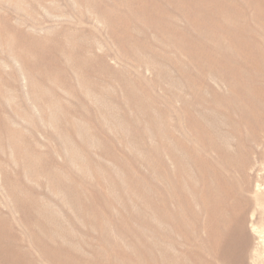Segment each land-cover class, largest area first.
Returning a JSON list of instances; mask_svg holds the SVG:
<instances>
[{
  "label": "rangeland",
  "instance_id": "rangeland-1",
  "mask_svg": "<svg viewBox=\"0 0 264 264\" xmlns=\"http://www.w3.org/2000/svg\"><path fill=\"white\" fill-rule=\"evenodd\" d=\"M248 1L0 0V225L11 242L28 249L37 264H48L38 248L49 241L81 254L88 264H112L113 242L129 243L131 252L136 245L134 252L148 239L150 199L175 218L176 195L158 198L166 188L176 192V183L188 181V188L191 180L195 188L202 174L216 177L232 194L225 202L244 219L238 229L247 236L245 264H261L264 110L252 107L256 121L244 117L237 87L253 71L256 92L264 95V0ZM149 6L156 11L148 13ZM226 15L230 29L219 34L227 28L220 20ZM215 38L229 49H212ZM237 155L246 158L243 168ZM185 209L188 220L179 222L178 209L175 223L176 241L184 240L176 246L178 255L184 251L187 264L195 252L206 264H228L206 241L207 215L201 229ZM51 212L53 222L47 219ZM49 229L57 239H50ZM160 232L157 248L165 239Z\"/></svg>",
  "mask_w": 264,
  "mask_h": 264
},
{
  "label": "bare ground",
  "instance_id": "bare-ground-1",
  "mask_svg": "<svg viewBox=\"0 0 264 264\" xmlns=\"http://www.w3.org/2000/svg\"><path fill=\"white\" fill-rule=\"evenodd\" d=\"M135 1V0H134ZM212 1V0H211ZM229 2V0H227ZM248 1V0H247ZM222 2V1H221ZM232 2V1H231ZM249 2V1H248ZM167 3V2H166ZM220 3V2H219ZM238 3V2H236ZM235 3V4H236ZM217 4V3H216ZM233 4V3H232ZM240 4V3H239ZM250 4V3H249ZM171 5V4H169ZM168 5V6H169ZM215 5V3H214ZM244 5V4H243ZM212 6V5H211ZM225 6V5H224ZM231 6V5H230ZM233 6V5H232ZM231 6V8H232ZM218 7V6H217ZM212 8V7H211ZM216 8V7H215ZM219 8V7H218ZM217 8V9H218ZM229 8V6H228ZM236 8V7H235ZM251 8V7H250ZM227 9V8H226ZM233 9V8H232ZM249 9V8H248ZM207 10V11H206ZM228 10V9H227ZM226 10V12H227ZM236 10V9H235ZM234 10V11H235ZM241 10V9H240ZM146 11L148 13H154L156 11V7L154 6H149L146 8ZM206 12L210 11V8L205 9ZM211 11H214L213 9H211ZM226 12H223L226 14ZM229 12V11H228ZM215 13V12H214ZM239 13V12H238ZM241 13V12H240ZM222 14V12H221ZM219 15V13H218ZM233 15V14H231ZM222 16V15H221ZM219 17V16H218ZM240 17V16H239ZM238 18V17H237ZM244 18V17H243ZM249 18V17H248ZM227 15L223 16L222 22H224V24L227 23ZM156 20V19H155ZM235 20V19H234ZM240 20V19H239ZM246 20V19H245ZM262 20V19H261ZM173 21V20H172ZM174 22V21H173ZM255 22V21H254ZM237 23V22H236ZM212 26H216L218 25V21L211 23ZM227 23V28H224L225 30L223 32H220L219 34H224L226 33L227 29H230L228 27ZM232 25H234L233 23H231ZM230 24V25H231ZM244 24V23H243ZM173 26V25H172ZM211 28V25H209ZM238 27V26H237ZM241 27V25H240ZM251 27V26H250ZM172 28V27H171ZM217 28V27H216ZM215 28V29H216ZM233 28V27H231ZM253 29V28H252ZM217 30V29H216ZM235 30V29H234ZM239 30V29H238ZM205 31V30H204ZM237 31V30H236ZM199 32V31H198ZM230 32V31H229ZM241 33V31H239ZM201 33V32H200ZM211 33V32H210ZM243 33V32H242ZM199 34V33H198ZM208 35H210L207 32ZM190 35V34H189ZM204 35V34H203ZM226 35V34H225ZM254 35V34H253ZM191 36V35H190ZM257 36V35H256ZM164 37V35H163ZM226 38V37H225ZM55 39V38H54ZM57 39H59V37H57ZM130 39V38H129ZM221 38H215L213 40H215V45L212 46V49L216 50L217 52L220 50H227L229 49V47L227 46L228 44H225L224 46L221 47V43L218 42V40H220ZM173 41V40H172ZM208 41V40H206ZM225 41V40H224ZM55 43V42H54ZM171 43V42H170ZM177 43V42H176ZM239 43V42H238ZM61 44V43H60ZM129 44V43H128ZM179 44V43H178ZM235 44V43H234ZM180 45V44H179ZM136 46V45H135ZM242 46V45H241ZM68 47V46H67ZM142 47V46H141ZM60 48V47H59ZM58 48V49H59ZM176 48V47H175ZM209 49V48H208ZM69 50V49H68ZM122 50V49H121ZM131 50V49H130ZM133 50V49H132ZM235 50V49H234ZM260 51V50H259ZM19 52V51H18ZM33 52V51H32ZM134 52V51H133ZM141 52V51H140ZM30 53V52H29ZM40 53V52H39ZM260 53V52H258ZM20 54V53H19ZM23 55V54H22ZM28 55V54H27ZM36 55V54H35ZM258 55V54H257ZM256 55V56H257ZM22 57V56H21ZM264 57V56H263ZM29 58V57H28ZM35 58V57H34ZM33 58V59H34ZM38 58V57H37ZM225 58V57H224ZM84 59V58H83ZM87 59V58H86ZM211 59V58H210ZM79 60V59H78ZM81 60V59H80ZM93 60V59H92ZM223 60V59H222ZM227 60V59H226ZM248 60V58H247ZM262 60V59H261ZM29 61V60H28ZM37 61V60H36ZM64 61V60H63ZM84 61V60H83ZM148 61V59H147ZM228 61V60H227ZM235 61V60H234ZM263 61V60H262ZM92 62V61H91ZM223 62V61H222ZM249 62V61H248ZM81 63V62H80ZM89 63V62H88ZM29 64V63H28ZM77 64V63H76ZM69 65V64H68ZM86 65H88L86 63ZM105 65V64H104ZM155 65V64H154ZM29 66V65H28ZM27 66V67H28ZM51 66V65H50ZM82 66V65H81ZM100 66V65H99ZM222 66V65H221ZM246 66V65H245ZM253 66V65H252ZM219 67V66H218ZM29 68V67H28ZM103 68V67H102ZM251 68V67H250ZM264 68V67H263ZM262 68V70H263ZM43 69V68H42ZM51 69V68H50ZM100 69V68H99ZM249 69V68H248ZM260 69V68H259ZM49 70V69H48ZM91 70V68H90ZM77 71V70H76ZM243 71V70H242ZM260 71V70H259ZM264 71V70H263ZM73 72V71H72ZM79 72V71H78ZM248 72V71H247ZM252 72H249V75H247L248 77H246V79H244V83L240 84L238 92L240 94H242L243 99L244 100L242 103H240L239 109L243 112L242 114L244 115H250L249 117H251V119H255L258 120L259 116H256L253 112H252V107L253 106H257L258 108H261L264 110V95L261 96L258 95L257 91V85L254 83V80H252ZM29 73V72H28ZM162 73V72H161ZM82 74V73H81ZM229 74V73H228ZM264 74V73H263ZM23 75V74H22ZM26 75V74H25ZM77 76V74H75ZM230 75V74H229ZM260 75V74H258ZM24 76V75H23ZM161 76V75H160ZM165 76V75H164ZM257 76V75H256ZM30 77V76H29ZM32 77V76H31ZM38 77V76H37ZM43 78V77H42ZM45 78V77H44ZM210 78V77H209ZM218 78V77H217ZM24 79V77H23ZM41 79V78H40ZM47 79V78H46ZM54 79V78H53ZM56 79V77H55ZM174 79V78H173ZM216 79V78H215ZM262 79V78H261ZM45 80V79H44ZM171 80V79H170ZM227 80V79H226ZM225 80V81H226ZM230 80V79H229ZM232 80V79H231ZM259 80V79H258ZM264 80V79H263ZM43 81V80H42ZM223 79L220 82V85L222 83ZM243 81V80H242ZM29 82V81H28ZM51 82V80H50ZM239 83V82H238ZM41 84V83H40ZM39 84V85H40ZM46 84V83H45ZM85 84V83H84ZM191 84V83H190ZM26 85V84H25ZM207 85V84H206ZM222 85H224L222 83ZM40 87V86H38ZM45 87V86H44ZM170 87V86H169ZM234 88V92L237 93V90ZM41 89V88H40ZM40 89L38 91H40ZM45 90V89H44ZM262 90V89H261ZM6 92V91H5ZM4 92V93H5ZM27 92V91H26ZM47 92V91H45ZM32 94V93H31ZM51 94V93H50ZM260 94V93H259ZM262 94V93H261ZM8 95V94H7ZM38 96V95H37ZM36 97V96H35ZM85 97V96H84ZM226 97V96H225ZM143 98V97H142ZM201 98V97H200ZM46 99V98H45ZM51 99V98H50ZM92 99V98H91ZM147 100V99H146ZM149 100V99H148ZM230 100V99H229ZM106 101V100H105ZM137 101V100H136ZM59 102V101H58ZM57 102V103H58ZM132 102V101H131ZM134 102V101H133ZM132 102V104H133ZM148 102V101H147ZM51 103V102H50ZM55 103V102H54ZM184 103V102H183ZM8 104V102H7ZM47 104V103H46ZM53 105V104H52ZM136 105V104H135ZM138 106V105H137ZM47 107V106H46ZM60 108V107H59ZM205 108V107H204ZM134 109V108H133ZM57 110V109H56ZM55 110V111H56ZM207 110V109H206ZM210 110V109H208ZM49 111V110H48ZM218 111V110H217ZM239 112V111H238ZM6 113V112H5ZM55 114V113H54ZM148 114V113H147ZM241 114V113H240ZM257 114V113H256ZM143 115V114H142ZM244 115V117H245ZM258 115V114H257ZM261 115L264 116V114L261 112ZM27 116V114H26ZM242 116V115H241ZM227 117V116H226ZM134 118V117H133ZM159 118V116H158ZM214 118V117H213ZM1 119V118H0ZM12 119V117H11ZM10 119V120H11ZM78 119V118H76ZM146 119V118H145ZM226 119V118H225ZM261 119V118H260ZM53 120V119H52ZM136 120V119H135ZM194 120V119H193ZM209 120V119H208ZM8 121V119L6 120ZM106 121V120H105ZM138 121V120H137ZM159 121V120H158ZM111 122V121H110ZM161 122V121H159ZM165 122V121H164ZM203 122V121H202ZM253 122V121H252ZM263 122V121H262ZM67 123V122H66ZM145 123V122H144ZM221 123V122H220ZM231 123V122H230ZM75 124V123H74ZM147 124V123H146ZM145 124V125H146ZM119 125V124H118ZM171 125V124H170ZM218 125V124H217ZM251 125V124H250ZM122 126V125H121ZM164 126V125H163ZM215 126V125H214ZM230 126V125H229ZM88 127V126H87ZM148 127V126H146ZM159 127V126H158ZM83 128V127H82ZM160 128V127H159ZM165 128V127H164ZM163 128V130H164ZM81 129V128H80ZM152 129V127H151ZM233 129V128H232ZM84 130V129H83ZM126 130V129H125ZM146 130V129H145ZM148 130V128H147ZM153 130V129H152ZM151 130V131H152ZM236 130V127H235ZM256 130V129H255ZM18 131V130H17ZM154 131V130H153ZM158 131V130H157ZM161 131V130H160ZM178 131V130H177ZM199 131V130H198ZM16 132V131H15ZM14 132V133H15ZM83 135L86 137L87 132L84 130ZM151 133V132H150ZM163 133V132H162ZM161 133V134H162ZM217 133V132H216ZM74 134V133H73ZM78 134V133H77ZM76 134V135H77ZM164 134V133H163ZM168 134V133H167ZM186 134V133H185ZM222 134V133H221ZM253 135V134H252ZM147 136V135H146ZM168 136V135H167ZM249 136V135H248ZM247 136V137H248ZM254 136V135H253ZM153 137V136H152ZM154 137H155V133H154ZM159 137V136H158ZM250 137V136H249ZM146 138V137H145ZM162 138V136H161ZM253 138V137H251ZM245 139V138H244ZM163 140V139H162ZM173 140V139H172ZM247 140V139H246ZM165 141V140H164ZM66 142V141H65ZM174 142V140L172 141ZM224 143V142H223ZM175 143L171 144V145H175ZM243 144V143H242ZM241 144V145H242ZM75 146V144H74ZM79 147V146H78ZM155 147V146H153ZM172 147V146H171ZM179 147V146H178ZM178 147L177 150H173L175 152L178 151ZM220 147V146H219ZM223 147V146H222ZM240 147V146H239ZM33 148V147H32ZM173 148V147H172ZM210 148V147H209ZM224 148V147H223ZM78 149V148H77ZM155 149V148H154ZM174 149V148H173ZM182 149V148H181ZM172 150V149H170ZM249 150V149H248ZM70 151V150H69ZM186 151V150H185ZM181 152V151H180ZM188 152V151H187ZM186 152V155H187ZM237 152V151H236ZM229 153V152H228ZM170 154V153H169ZM230 154V153H229ZM245 154V153H244ZM248 154V153H247ZM80 155V154H79ZM159 155V154H158ZM177 155V153L175 154ZM182 155V153H181ZM184 155V154H183ZM182 155V156H183ZM231 156V155H230ZM229 156V157H230ZM233 156V155H232ZM231 156V157H232ZM239 155H237L238 157ZM152 157V156H151ZM171 157V155H170ZM184 157V156H183ZM187 157V156H186ZM228 157V156H227ZM240 157V156H239ZM146 158V157H145ZM148 158V157H147ZM169 158V157H168ZM220 158V157H219ZM250 158V157H248ZM257 158V157H256ZM199 159V158H198ZM210 159V158H209ZM227 159V158H226ZM233 159V158H232ZM234 159H237L234 157ZM151 160V159H150ZM157 160V159H156ZM163 160V159H162ZM193 160V159H192ZM196 160V159H195ZM201 160V159H200ZM223 160V159H222ZM225 160V159H224ZM175 161V160H174ZM234 161V160H233ZM147 162V161H146ZM155 162V161H154ZM161 162V161H159ZM194 162V161H193ZM230 162V161H229ZM236 162L238 163V166L242 165L243 168L244 164H246V158L241 156L239 159L236 160ZM50 163V162H49ZM148 163V162H147ZM164 163V162H162ZM161 163V164H162ZM192 163V162H191ZM226 163H228L226 161ZM154 164V163H152ZM159 164V163H158ZM189 164V163H188ZM194 164V163H193ZM197 164V162H196ZM204 164V163H203ZM231 164V163H230ZM234 164V163H232ZM183 165V163H182ZM200 165V164H198ZM8 166V165H7ZM151 166V165H150ZM153 166V165H152ZM156 166V164H155ZM179 171L182 172V167L179 164ZM187 166V165H186ZM232 166H235L232 165ZM158 167V166H157ZM40 168V167H39ZM151 168V167H150ZM155 168V167H154ZM198 168V167H197ZM249 168V167H247ZM158 169V168H157ZM160 169V168H159ZM168 169V168H167ZM188 168H186L187 170ZM237 169V168H235ZM156 170V169H155ZM201 170V169H200ZM205 170V169H203ZM238 170V169H237ZM244 170V169H243ZM242 170V171H243ZM13 171V170H12ZM45 171V170H44ZM151 171V170H150ZM153 171V170H152ZM158 171V170H157ZM168 171V170H167ZM175 171V170H174ZM173 171V173H174ZM179 171L177 173H179ZM240 171V170H239ZM246 171V170H244ZM250 171V170H249ZM156 172V171H155ZM175 172V173H176ZM189 172V171H188ZM237 172V171H236ZM151 173V172H150ZM169 173V172H168ZM194 173V172H193ZM240 173V172H239ZM238 173V174H239ZM249 173V172H248ZM162 174V173H161ZM180 174V173H179ZM198 174V173H196ZM237 174V175H238ZM152 175V174H151ZM160 176V175H159ZM240 176V175H239ZM249 176V175H248ZM165 177V176H164ZM173 177V176H172ZM177 177V175H176ZM211 175H202L200 174L199 180L196 179V183H195V188H194V184H192L191 180L189 182V187L187 188V184L188 181H185L183 183H176V192H174L173 190H169L168 188L165 189V197L162 198H158L160 199V202H164V198H167L168 196L171 197V195L175 196V206L174 209L176 210V214L174 213V217L175 218H170L169 214L167 215V211L166 210H160L162 209V207L160 208L159 206V210H157L154 201L150 199L151 205L149 206L151 208V213L152 215H148L149 219V225L147 226L145 232L148 236V239L146 240L144 245H140L138 248V251H134L133 249H135L136 245L133 246L132 252L131 250H129L130 246L129 243L126 244H119L117 241L113 242V247L111 250L112 253V259L115 261L112 264H131V262L135 259H140L141 261H147V264H187L185 256L186 253L184 251L181 252V257L178 255V250H177V245L180 247L181 245H183V242H177L176 241V234L177 232V227H175V223L177 220V210H178V217L179 218V222H181L182 224L184 223L185 219L188 220L189 216H187L186 218L183 216V214L181 213V210L186 207L185 210H187V215L190 212L193 217L199 221V226L201 229H203V227H205L204 222L202 221V214L207 215V221H208V225H209V236L206 239V241H208L209 243L215 244L216 245V250L217 251H221L224 254V260L225 262H227L228 264H245V258H246V250H245V245H247L246 241H247V236L243 233V231L241 229H238V225L239 224H243L244 219L242 218V215L240 214H232L230 213V210L228 208V203L230 202H225L227 199L232 198V194L226 190H223V188L220 186L219 180L212 176V179L210 180ZM242 177V176H240ZM170 178V177H169ZM174 178V177H173ZM196 178V177H194ZM193 178V179H194ZM159 179V178H158ZM161 179V178H160ZM167 179V178H166ZM177 179V178H176ZM174 179V180H176ZM183 179V178H182ZM251 179V178H250ZM48 180V179H46ZM180 180V179H179ZM149 181V180H148ZM194 181V180H193ZM152 182V181H151ZM168 182V181H167ZM165 181V183H167ZM187 182V183H186ZM224 182V181H223ZM147 183V182H146ZM151 184V183H150ZM154 184V183H153ZM168 184V183H167ZM262 185H264V180L262 181V183H260ZM3 185V184H2ZM155 185V184H154ZM153 186V185H152ZM74 187V186H73ZM202 188V190H198V188ZM172 188V187H170ZM199 188V189H200ZM243 188V187H242ZM102 189V188H101ZM60 190V188H59ZM52 191V190H51ZM149 191V190H148ZM6 192V191H5ZM146 192V191H144ZM152 192V191H151ZM62 193V192H61ZM64 193V192H63ZM148 193V192H147ZM260 193V192H259ZM151 194V193H150ZM66 195V194H65ZM99 195V194H98ZM261 195V194H260ZM56 196V195H55ZM74 196V195H73ZM81 196V195H80ZM134 196V195H133ZM6 197V196H5ZM13 197V196H12ZM39 197V196H38ZM10 198V197H9ZM14 198V197H13ZM20 198V197H18ZM25 198V197H24ZM27 198V197H26ZM155 198V197H154ZM12 199V198H11ZM16 199V198H15ZM102 199V198H101ZM107 199V198H106ZM203 200H204V207H203ZM12 201V200H11ZM14 201V200H13ZM12 201V202H13ZM27 201V200H25ZM83 201V200H82ZM11 202V203H12ZM17 202V201H15ZM106 202V201H105ZM158 202V201H157ZM155 201V203H157ZM23 203V202H22ZM28 203V202H27ZM92 203H94L92 201ZM169 203V202H167ZM206 203L208 206H206ZM56 204V203H55ZM91 204V203H90ZM150 204V203H149ZM160 204V203H159ZM225 204L227 206H225ZM14 205V204H13ZM26 206V205H25ZM43 206V205H42ZM46 206V205H45ZM44 206V207H45ZM75 206V205H74ZM93 206V205H92ZM95 206V205H94ZM103 206V204H102ZM108 206V205H107ZM110 206V205H109ZM162 206V204H161ZM80 207V206H79ZM93 208V207H92ZM97 208V207H96ZM104 208V207H103ZM263 208V206H262ZM95 209V208H94ZM134 211L133 213H137L138 212V207L133 208ZM167 209V208H166ZM169 209V208H168ZM14 211H16L14 208L12 209ZM60 210V209H59ZM86 210V209H85ZM90 210V209H88ZM97 210V209H96ZM99 210V209H98ZM13 211V212H14ZM18 211V210H17ZM53 211V210H52ZM155 211L157 212V214H155ZM238 211V210H237ZM1 212V210H0ZM25 212V211H24ZM28 212V211H27ZM60 212V211H59ZM101 212V211H99ZM148 212V210H147ZM172 212V210H171ZM211 212V213H210ZM20 213V212H19ZM33 213V212H32ZM40 213H42L40 211ZM207 213H210L211 215L208 216ZM149 214V213H148ZM171 214V213H170ZM220 214V215H217ZM10 215V214H9ZM34 215V214H33ZM41 215V214H40ZM39 215V216H40ZM46 215V214H45ZM136 215V214H134ZM133 215V216H134ZM240 215V216H239ZM38 216V215H37ZM147 216V215H146ZM155 216V217H154ZM24 217V216H23ZM42 217V215H41ZM47 219H50V221L53 222V212L47 214ZM131 217V216H130ZM140 217V216H139ZM160 218L161 223H159V225L157 224V222L154 220H156L155 218ZM204 218V217H203ZM61 219V218H59ZM95 219H97L98 221H100V219L98 218V216H95ZM125 219V218H124ZM137 219V218H136ZM135 219V220H136ZM32 220V219H31ZM190 220H191V216H190ZM125 221V220H124ZM123 221V222H124ZM130 221V220H129ZM172 223H171V222ZM159 222V221H158ZM141 223V222H140ZM143 223V222H142ZM146 223V222H145ZM155 223L154 226H152V224ZM34 224V223H32ZM40 226H42L43 228H49L48 225H46V223L44 221H41ZM38 224V225H39ZM52 224V223H51ZM166 224V226H165ZM236 224V225H235ZM55 225V224H54ZM132 225V224H131ZM190 225V224H189ZM196 224H194L195 226ZM28 226V225H27ZM36 226V225H35ZM34 226V227H35ZM51 226V225H50ZM140 226V225H139ZM168 226V227H167ZM192 225V227H194ZM54 227V226H53ZM52 227V228H53ZM122 227L128 228L127 223H123ZM133 227V226H132ZM190 227V226H189ZM26 228V227H25ZM117 228V227H116ZM241 228V227H240ZM41 229V228H40ZM112 229V228H111ZM162 230L163 232V236H164V242L162 244L161 242V247L157 248V242L155 240V237L159 238L160 236L156 233V231L158 230ZM185 229V228H184ZM43 230V229H42ZM48 230V229H47ZM50 230V229H49ZM103 230V229H102ZM110 230V229H109ZM116 230V229H115ZM118 230V229H117ZM76 231V229H75ZM104 231V230H103ZM112 231V230H111ZM130 231V230H129ZM143 231V229H142ZM31 232V231H30ZM34 232V231H33ZM41 232V230H40ZM115 232V231H114ZM160 232V233H162ZM214 232L217 235H221L220 237L222 238H214V236L216 237L217 235L214 234ZM20 233V232H18ZM29 233V232H28ZM42 233V232H41ZM50 239L51 240H55V238L58 236L57 231L53 230V232H51L50 230ZM104 233V232H103ZM119 234V233H118ZM133 234V233H132ZM137 234V233H134ZM23 235V234H22ZM31 235V234H30ZM39 235V234H38ZM100 235V234H99ZM139 235V234H138ZM137 235V236H138ZM41 236V234H40ZM46 236V235H45ZM106 236V235H105ZM104 236V237H105ZM121 236V235H120ZM125 236V235H124ZM196 236V235H195ZM42 237V236H41ZM136 237V236H135ZM122 238V237H121ZM126 238V237H125ZM129 238V237H128ZM134 238V237H133ZM163 238V237H162ZM36 241L35 244L37 246V236H36ZM49 239V238H48ZM57 239V238H56ZM60 239V238H59ZM109 240V239H108ZM119 240V239H118ZM128 240V239H127ZM16 241V240H15ZM26 241V240H25ZM65 241V240H64ZM130 241V238H129ZM160 241V239H159ZM198 241H201V237H198ZM76 242V241H74ZM108 242V241H107ZM123 242V241H122ZM264 242V241H263ZM139 243V242H138ZM197 243V242H196ZM159 246V245H158ZM39 254L42 257L43 260H45L48 264H88L86 259H84L81 254L79 253H73L72 251H70L69 249L63 247L61 244H58L55 242H42L39 244ZM37 249V250H38ZM114 249V251H113ZM208 252V251H207ZM157 253V256H156ZM188 255V254H187ZM192 255V254H191ZM217 256V255H216ZM156 257H158V259H155ZM193 261L192 264H206L204 259L202 258L201 254L198 252L194 253V257H193ZM149 260V261H148ZM138 261V260H137ZM0 264H37L34 259L30 256V252L28 249L21 247L19 243L16 242H11L9 236H8V232L5 231L4 229H2L1 225H0ZM251 264H256L255 259H252ZM261 264H264V259L261 262Z\"/></svg>",
  "mask_w": 264,
  "mask_h": 264
}]
</instances>
